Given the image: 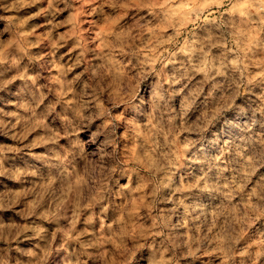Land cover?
I'll return each mask as SVG.
<instances>
[{
    "label": "clouds",
    "instance_id": "1",
    "mask_svg": "<svg viewBox=\"0 0 264 264\" xmlns=\"http://www.w3.org/2000/svg\"><path fill=\"white\" fill-rule=\"evenodd\" d=\"M0 264H264V0H0Z\"/></svg>",
    "mask_w": 264,
    "mask_h": 264
}]
</instances>
